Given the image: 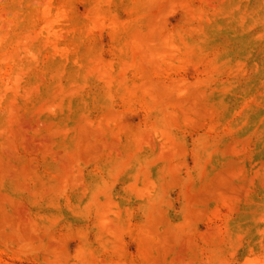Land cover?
Listing matches in <instances>:
<instances>
[{
  "label": "rangeland",
  "instance_id": "1",
  "mask_svg": "<svg viewBox=\"0 0 264 264\" xmlns=\"http://www.w3.org/2000/svg\"><path fill=\"white\" fill-rule=\"evenodd\" d=\"M0 264H264V0H0Z\"/></svg>",
  "mask_w": 264,
  "mask_h": 264
}]
</instances>
